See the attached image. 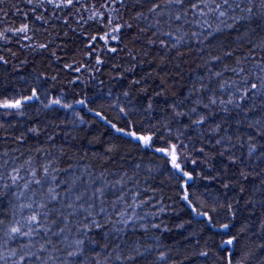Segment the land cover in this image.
Instances as JSON below:
<instances>
[{
    "label": "snow or ice",
    "instance_id": "obj_1",
    "mask_svg": "<svg viewBox=\"0 0 264 264\" xmlns=\"http://www.w3.org/2000/svg\"><path fill=\"white\" fill-rule=\"evenodd\" d=\"M69 123L98 173L73 171ZM0 141V264H264V0H0ZM169 201L197 218L181 248Z\"/></svg>",
    "mask_w": 264,
    "mask_h": 264
},
{
    "label": "trees",
    "instance_id": "obj_2",
    "mask_svg": "<svg viewBox=\"0 0 264 264\" xmlns=\"http://www.w3.org/2000/svg\"><path fill=\"white\" fill-rule=\"evenodd\" d=\"M13 2L20 3V0H8L9 5ZM21 7H23L22 3H21ZM7 19L9 21H11L12 23H18V21L21 19V17L19 15H14L12 12H9ZM28 71H30V69H25V72H28ZM108 73H109V69L107 67H105L104 73L98 74L99 79L91 81L89 83V86L86 89H84V93L88 96V98L90 100L95 101V103L91 106H94L97 109H99V107H100V104H99L100 97L104 96L105 99H107L106 93H107L109 87H111L113 92H116L117 94H119V91L122 87L121 83H117L115 81H112L110 79V75ZM100 80H103L104 83H100ZM64 83L65 84L67 83L66 79L64 80ZM49 86L52 87L51 84ZM60 87H61L60 85H57L55 88H53V92L56 94H59L57 89ZM79 90H80V86H77V91H79ZM82 114L85 115L86 119L96 120L99 122V124L101 126H104L103 122L99 121L98 117L93 116L91 113H88L86 110ZM108 114L114 115V113H108ZM59 118L61 120H64L65 122L71 121L73 119L70 112L65 113L63 110L60 111ZM43 119L44 118L41 117V121H43ZM104 127H106V126H104ZM87 131L92 133L93 135H95L96 128L94 126L93 129H89ZM68 132H72L73 136L79 135L80 139H76V140L72 139L71 136L67 135ZM83 136H84V133L77 134L76 132H73L72 126L69 123L67 129L64 132L58 133L57 143L62 144L66 150H69L68 151L69 156H71L73 152L78 151L80 147H83L84 151L89 152V155L87 157H83L82 153L78 157L73 156V159L70 162L72 165L76 166L73 168V171H76L77 173H79L80 171H82V169L85 165H92L93 170L98 173L100 169L97 166V162L95 161L94 157L92 156V152L93 151H97V152L100 151V146L99 145L93 146V145L87 144V142L83 139ZM43 140H44V137L43 136L40 137V141H43ZM36 144H37V140L35 138H32V139H30L27 146L21 147V151L23 153H25V155H27L28 149L31 147H34ZM15 147H16V145H14V144H7V143H3L2 141H0V153H2L4 150L11 151ZM53 155H55V152H53ZM23 159H24V156H21V162L23 161ZM40 159L43 160L42 154H41ZM138 160H139V157L136 154H132L131 156H129L125 161H123L125 170H127L131 173L135 163L138 162ZM62 164H63V166L69 165L68 156H65L63 158ZM116 167L117 166L113 165L112 166L113 170H115ZM60 175H61V179H63L64 175H66V174L61 173ZM116 178L117 177H109V179H111V180H115ZM152 183L158 185L157 181H153ZM144 186L145 185L143 184V182H141V189ZM165 192L169 196H175V192L169 191L167 188H165ZM201 193L207 195L208 197H211V192L207 188H204L202 185H201ZM110 195H111V193H110ZM148 195L149 194L142 192V197L144 199H147ZM113 198H114V196H113ZM168 203L170 204V207L167 210L168 216H166L164 218L167 220L168 225L173 230L171 232L162 234L160 236V239L166 245H174L176 248H181L182 245H185L188 243V241H186L184 239V235H187L194 228H196L198 226L196 223L197 218L194 215H192L190 213V211H188L186 209V206H184L182 204V202H180V201H169ZM181 209H184V210H181ZM151 210L155 211V209H151ZM173 210L179 212L180 215L179 216L173 215ZM189 218L193 219V224L186 225L185 230H184V234H181L180 232H178L176 230V224L181 222L182 220H187ZM241 218H243V216ZM159 219H160V217L157 218L156 222H159ZM256 223L258 225V221ZM257 231H258V228H257ZM255 238L256 237H254V239ZM194 241H195V237H192V242L194 243ZM172 255L174 258H176L178 260L182 258L177 252H173ZM258 256L264 257V250H260V253H258ZM185 264H188V262L185 261Z\"/></svg>",
    "mask_w": 264,
    "mask_h": 264
}]
</instances>
